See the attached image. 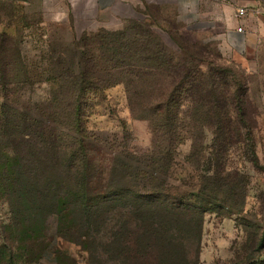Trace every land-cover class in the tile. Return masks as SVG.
Segmentation results:
<instances>
[{
  "label": "rangeland",
  "instance_id": "rangeland-1",
  "mask_svg": "<svg viewBox=\"0 0 264 264\" xmlns=\"http://www.w3.org/2000/svg\"><path fill=\"white\" fill-rule=\"evenodd\" d=\"M32 3L19 9L14 0H0V36L6 39L0 37V264H264V248L258 246L264 241V53L251 59L247 73L224 50L221 24L227 13L221 1L125 0L104 13L81 2L72 8L54 0ZM138 21L176 60L184 55L175 35L213 64L231 66L247 84L253 128L225 158L228 172L245 177L240 214L205 213L198 225L192 213L137 212L127 191L117 196L119 186L130 185L117 166L122 162L125 173L132 172V155L155 148L148 123L132 118L120 83L78 93L82 149L69 166L72 136L53 121L71 114L66 105L75 100L70 88H80L81 43ZM87 50L95 59L99 55L94 45ZM24 121L31 133L24 131ZM19 125L28 139L19 138ZM211 145L207 132L201 169L209 172ZM53 146L68 151L57 153ZM189 147H178L179 164Z\"/></svg>",
  "mask_w": 264,
  "mask_h": 264
},
{
  "label": "trees",
  "instance_id": "trees-1",
  "mask_svg": "<svg viewBox=\"0 0 264 264\" xmlns=\"http://www.w3.org/2000/svg\"><path fill=\"white\" fill-rule=\"evenodd\" d=\"M90 36L81 43L85 52L80 62L82 68L78 69L80 88H70L76 104L66 105L73 118L70 114L63 121H53V127L63 123L70 130L69 166L77 163L82 149L84 130L79 94L120 83L125 87L132 118L148 123L155 148L132 155V172L125 173L122 162L117 166L121 180H130L127 188L119 186L117 196L122 199L127 191L130 207L137 212L160 208L192 213L198 225L205 213H218L221 217L240 214L245 200V177L228 172L225 158L230 148L241 143L253 128L247 119L248 89L243 79L234 74L231 66L208 61L202 50L192 52L193 47L175 35L184 55L176 60V53L167 51L143 22L138 21L122 32L102 30L93 38ZM0 37L6 40L5 36ZM93 45L99 54L96 59L87 50ZM204 64L205 71L201 69ZM25 123L22 122L24 131L31 133V127ZM20 131L19 125L20 139L29 138V134L21 136ZM55 131L52 128L53 136ZM207 132L212 136L211 172L201 169ZM49 136L52 137L51 133ZM187 142L189 152L179 164L177 149ZM52 148L57 153L68 151L61 146ZM258 246L264 248V241Z\"/></svg>",
  "mask_w": 264,
  "mask_h": 264
},
{
  "label": "crops",
  "instance_id": "crops-1",
  "mask_svg": "<svg viewBox=\"0 0 264 264\" xmlns=\"http://www.w3.org/2000/svg\"><path fill=\"white\" fill-rule=\"evenodd\" d=\"M19 3V9H26L34 1L46 0H14ZM66 2L70 7H74L77 2L83 3L86 7H92L99 13L115 10L119 5L125 3V0H54ZM226 10L227 19L221 24L223 31L221 38L223 40L224 50L233 53L234 57L240 59L242 68L247 73L250 72L248 64L251 59L264 53V0H220ZM238 7L257 8L259 13L249 14L245 19L238 20L235 16V10ZM67 22V21H66ZM223 23V22H221ZM241 27L243 33H236V29ZM245 63V64H244Z\"/></svg>",
  "mask_w": 264,
  "mask_h": 264
},
{
  "label": "built area",
  "instance_id": "built-area-1",
  "mask_svg": "<svg viewBox=\"0 0 264 264\" xmlns=\"http://www.w3.org/2000/svg\"><path fill=\"white\" fill-rule=\"evenodd\" d=\"M259 13V9L257 8H248V7H238L235 10V16L238 20L245 19L249 14H257ZM236 33L241 34L243 33V29L238 27L236 29Z\"/></svg>",
  "mask_w": 264,
  "mask_h": 264
}]
</instances>
